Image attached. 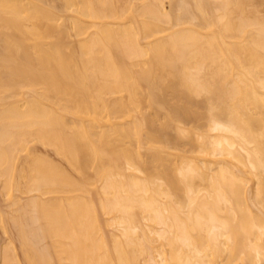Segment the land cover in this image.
I'll return each mask as SVG.
<instances>
[{"label":"bare ground","instance_id":"bare-ground-1","mask_svg":"<svg viewBox=\"0 0 264 264\" xmlns=\"http://www.w3.org/2000/svg\"><path fill=\"white\" fill-rule=\"evenodd\" d=\"M0 264H264V0H0Z\"/></svg>","mask_w":264,"mask_h":264}]
</instances>
